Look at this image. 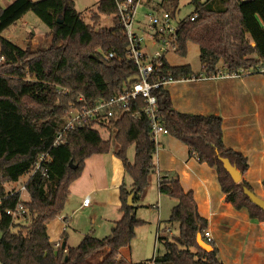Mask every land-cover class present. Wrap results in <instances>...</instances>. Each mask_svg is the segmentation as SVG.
<instances>
[{"label": "trees", "instance_id": "obj_1", "mask_svg": "<svg viewBox=\"0 0 264 264\" xmlns=\"http://www.w3.org/2000/svg\"><path fill=\"white\" fill-rule=\"evenodd\" d=\"M165 2L176 15L175 0H162L154 9L164 7ZM192 4L196 17L180 26L176 54L185 56L189 43L197 45L202 73L207 77L216 75L219 66L234 74L255 70L264 61V0H192ZM28 12L49 29L47 48L23 50L2 36ZM116 13L114 0H99L89 25L71 0H15L0 8L1 264H123L119 251L130 247L136 229L144 224L136 218L134 205H127L130 195L134 202L146 190L154 171L156 144L142 112L143 101L109 123L113 138L103 139L90 127L75 128L61 144L52 146L70 104L78 97L91 104L110 100L135 82L137 69L126 59L127 39ZM101 16L112 17V27L96 29ZM102 53H113V58L107 60ZM161 64L160 77L178 81L200 76L189 66L171 67L165 58ZM154 95L158 120L166 134L184 144L200 164L214 169L225 202L245 210L250 219L263 222L264 212L243 193L244 188L251 191L250 186L244 180L234 183L220 161L227 159L242 176L249 168L246 157L224 147L222 118L174 110L166 88ZM112 146L132 182L130 188L124 184L119 187L121 218L106 237L87 234L76 247H68L63 241L54 249L48 224L63 213L70 186L81 177L86 161L108 153ZM131 146L132 163L126 158ZM46 153L49 158L36 168L39 157ZM24 175L29 176L24 184L29 201L23 202L27 214L23 223L17 224L6 212L16 207L21 193L10 195L5 185L18 182ZM158 192L176 201L167 223L177 224L178 234L159 239L162 252L154 264H222L213 242L209 253L197 245V235L204 239L208 224L197 211L193 193L185 192L177 178L166 177L159 179Z\"/></svg>", "mask_w": 264, "mask_h": 264}, {"label": "crops", "instance_id": "obj_2", "mask_svg": "<svg viewBox=\"0 0 264 264\" xmlns=\"http://www.w3.org/2000/svg\"><path fill=\"white\" fill-rule=\"evenodd\" d=\"M72 1L75 4V0ZM219 69L224 70L221 66ZM166 89L174 110L222 118L224 147L246 157L249 168L242 180L250 186L251 192L255 188L258 189V194L255 195L264 200V75L250 74L237 78L205 77L196 81L173 83ZM113 153L89 158L82 178L70 186L68 197L77 203L72 212L74 215L76 211L93 209L89 196L93 195L96 200L94 207L102 208L105 213L98 225L97 216L91 215L95 218L91 224L98 226L97 235L102 233L104 237L110 234L115 222L121 218L116 201L117 189L121 184L130 188L132 183L130 180L126 184L125 179L128 176ZM252 164L259 167L255 174ZM88 166H91L92 173L84 181ZM158 177L177 178L185 192L193 193L197 211L207 221L206 231L212 237V242L218 250L217 258L222 264H264V221L252 220L245 210H236L230 203L225 202L214 169L200 164L184 144L166 133L158 137L154 171L149 175L148 186L133 202L136 216L137 210L142 207L138 202L143 201L148 193L156 192L158 201L150 206L156 207L157 210L155 222H152L153 227L157 226L155 240L158 229L162 231L160 239L178 234V225L167 223L176 201L158 192ZM79 182H83L82 185H79ZM84 188L89 189L90 194L85 193ZM86 197L90 198V203L84 207L82 201ZM111 205L113 209H110ZM166 230L170 233H166ZM47 234L52 245L61 239L62 243L64 241L68 247L73 248L88 233L80 223L72 220V216L62 215L50 228L47 226ZM130 248L119 251L118 257L123 264H133L129 256ZM107 252L101 255L100 259Z\"/></svg>", "mask_w": 264, "mask_h": 264}, {"label": "built area", "instance_id": "obj_3", "mask_svg": "<svg viewBox=\"0 0 264 264\" xmlns=\"http://www.w3.org/2000/svg\"><path fill=\"white\" fill-rule=\"evenodd\" d=\"M141 0H114L116 5V17L119 24L124 30L127 39L126 59L129 60L137 69L135 82L125 88L121 93L111 98L110 100H99L93 104L86 103L83 97H78L75 103L70 104L60 126L58 133L55 136L53 147L62 143L65 135L75 129L90 127L102 133L109 132L108 125L110 122L118 121L123 115L127 114L131 106L136 105L138 101H143V114L147 117L151 125V136L157 145L159 135L165 134V130L161 127L158 120L157 97L155 91L160 88H166L169 85L177 82L196 81L203 78H237L255 74L264 75V61L261 62L255 70L240 71L239 73H229L225 69L218 70V73L212 77H207L203 73L198 78L192 77L189 79H180L175 81L171 77H160L161 60L168 54L175 53L177 50V32L185 22H192L195 15L191 14L186 19H177L176 15L171 12L164 11L159 8L156 13L145 15L144 23L137 21V9ZM162 3V0H161ZM147 33L149 37V46L153 50L151 53L146 52V44L144 36L138 31ZM103 58L109 60L113 58V53H102ZM2 61V58H0ZM113 131V130H111ZM48 153L39 157V162L48 159ZM161 177H158V182ZM24 189V185L21 189ZM16 192H10V195ZM90 203V198L86 197L82 201V205L87 207ZM6 214L13 221L24 219L27 214L23 202L20 200L13 210L7 211ZM166 233H170L166 230ZM162 231L158 229L156 240L159 241ZM205 243H212V237L208 231L204 232ZM61 240L55 245L54 249H59ZM154 254L152 260L147 264H154Z\"/></svg>", "mask_w": 264, "mask_h": 264}, {"label": "rangeland", "instance_id": "obj_4", "mask_svg": "<svg viewBox=\"0 0 264 264\" xmlns=\"http://www.w3.org/2000/svg\"><path fill=\"white\" fill-rule=\"evenodd\" d=\"M14 1L15 0H1L0 8L2 9L6 8L10 4H12ZM31 1L35 3L40 0H31ZM175 1H176V8L178 11L176 13L177 19H186L189 15L193 13L194 6L192 4V0H175ZM199 1L201 3L207 2V0H199ZM96 2L97 0H75V4H74L75 10L82 15L84 22L86 24H89V25L92 24L90 17L95 12ZM172 2L174 3V0H172ZM160 4H161V0H141L140 5L138 6V9H137V16H136L137 21L144 23V20H145L144 16L150 13L158 12L159 9H154L153 7H156L157 5H160ZM162 10L171 12L169 2H165V6L162 7ZM112 25H113L112 17H103L101 18L99 26L96 29L110 28L112 27ZM138 31L141 34L143 33L140 30ZM48 33H49V29L32 12H28L22 17V19H20L14 25L9 27L6 31H4L2 33V36L23 50L29 49V50L35 51V50L47 48L49 46L50 38L47 36ZM142 36H144V43L146 44L145 51L151 53L153 50L149 46V37L147 33H143ZM199 55H200V52H199L198 46L195 44L189 43L187 45L185 56H180L176 53H170L165 57V59L171 67L189 66L194 74H200L202 73V66L199 61ZM1 62L2 61H0V64ZM100 134L103 139L113 138L114 130L109 131L107 133L100 132ZM115 149L116 147L112 146V148L110 149L108 153L109 154L113 153ZM101 155H104V154H101ZM126 158L130 163L133 162L134 148L132 146L128 148L126 152ZM118 161L120 162L119 159ZM258 168L259 167L256 164L254 165L252 164L253 174L258 172ZM91 173H92L91 166H88L87 170L85 171L84 181H86V179L89 178ZM28 177H29L28 175H24L18 180V182L5 185L6 191L12 192V193L20 192L21 193L20 200L22 202H28L29 201L28 194L25 192V190L23 191L21 190L23 185L27 181ZM81 178H82V175L78 180H80ZM129 181H130L129 177H126L125 179L126 184H128ZM82 183L83 182H79V185H82ZM83 190L85 193H89V189L84 188ZM255 190L252 191L254 195L258 194V189L255 188ZM69 192H70V189H69ZM116 193H117L116 201L119 204V200H118L119 189H117ZM89 196H91L93 209H91L90 211H85V212L76 211V213L72 215V212L76 208L77 203H74V200H70L69 198H67L68 201H66V204H65V207H64V210L61 216L62 215H65L67 217L72 216V220H76V222L80 223L82 228L86 230V233L91 234L95 238L97 236L98 239L99 238L101 239L105 235H101L102 233H99V235H97L96 232L99 229H98V226L91 224L95 219V218H92L91 215L97 216L96 224L98 225L100 224V218L105 213V210L99 207L97 208L94 207L96 200L93 197V195L90 194ZM144 199L143 201L138 202V205L142 207L139 208L136 212V218L141 221H144V224L139 226L136 229L135 238L131 242V246H130L131 248H130L129 256H130V261L133 264H144L146 263L147 260L148 261L152 260L154 254L157 257V256H161V252H162L161 242H159L158 240H155V232H156L157 226L156 225L155 227L152 226L153 224L152 222H155L154 220L157 215L156 213L157 210L155 209L156 207L154 208L150 207L152 204H155L158 201V199H156V192L153 191V192H150V194L148 193ZM149 202H152V203H149ZM118 208H119V205H118ZM110 209H113L112 205L110 206ZM59 219H60V216L54 219L53 221H51L48 224L49 228L52 225H54L55 222L59 221ZM15 223L19 224V223H23V221L17 220L15 221ZM108 235L109 233L106 236ZM172 238L173 237H171L170 235L168 236V239H172ZM59 240H57L56 242H58ZM100 257L101 256H99L98 259H100Z\"/></svg>", "mask_w": 264, "mask_h": 264}, {"label": "water", "instance_id": "obj_5", "mask_svg": "<svg viewBox=\"0 0 264 264\" xmlns=\"http://www.w3.org/2000/svg\"><path fill=\"white\" fill-rule=\"evenodd\" d=\"M91 58L98 60L97 56L92 55ZM220 161L223 164V168L225 169V171L229 174V176L231 177V179L233 180L234 183H240L242 181V174L234 167L232 166L229 161L227 159H220ZM71 165V164H70ZM71 168H75L70 166ZM243 193L245 194V196L248 198V201L255 205L256 207H258L259 209H261L264 212V200L257 197L256 195H254L250 190H248L247 188L243 189ZM127 205L128 206H133V195H130L127 199ZM196 242L197 245L199 246V248L201 250H203L206 253L211 252L212 247L205 243V241L202 239L201 235H197L196 238ZM66 260V258H65Z\"/></svg>", "mask_w": 264, "mask_h": 264}]
</instances>
